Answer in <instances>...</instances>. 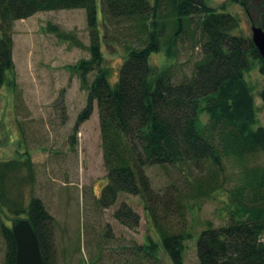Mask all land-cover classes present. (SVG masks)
<instances>
[{
  "label": "trees",
  "instance_id": "obj_1",
  "mask_svg": "<svg viewBox=\"0 0 264 264\" xmlns=\"http://www.w3.org/2000/svg\"><path fill=\"white\" fill-rule=\"evenodd\" d=\"M230 1L264 29V0L260 5ZM67 8H84L86 13L89 55L78 59L71 70L87 89V102L76 124L89 116L94 102L97 106L107 179L100 203L111 205L119 193L139 195L158 239L148 237L137 250L153 264H162L159 248L171 264H184L185 241L192 234L183 225H172L170 214L175 210L183 219L190 200L223 188L229 180L223 174L224 160H235L241 169L229 190V219L221 226L208 222L200 230L197 261L264 264V165L246 164L248 157L264 152V126L256 104L257 97L264 104V87L258 88L250 79L253 68L264 75V60L251 37L235 31L238 17L205 0H0V88L5 82L14 83V21ZM118 23L133 40L126 43L117 78L111 83L103 65L99 26ZM186 35L197 39L201 57L188 80L174 83L171 67L153 66L149 55L163 50L173 58ZM93 71L89 82L87 74ZM14 160L0 163V208L11 210L15 217L22 214L30 222L39 237L43 264H53L52 215L40 198L32 197L25 206L9 197V174L20 164L30 169L28 158ZM153 164L197 168L192 178L185 172L189 192L174 188L162 195L154 190L146 172ZM30 170L26 178L32 179ZM114 215L128 224L134 213L122 202ZM0 229L6 244L5 264H15L16 242L10 226L2 224Z\"/></svg>",
  "mask_w": 264,
  "mask_h": 264
},
{
  "label": "rangeland",
  "instance_id": "obj_2",
  "mask_svg": "<svg viewBox=\"0 0 264 264\" xmlns=\"http://www.w3.org/2000/svg\"><path fill=\"white\" fill-rule=\"evenodd\" d=\"M250 1L261 3V0ZM205 2L235 14L239 19L235 31L251 37L250 27L255 19H250L237 2ZM86 28L84 8L39 11L13 23L14 83L11 86L5 82L0 88V163L28 158L31 170L20 164L9 174V197L17 202L21 200L25 206L32 197L40 198L52 215L53 264H153L137 250L148 237L158 239L141 197L119 193L111 205L100 203L101 188L107 179L95 102L89 116L76 124L87 102V89L71 67L89 55ZM125 29L123 23L99 26L103 65L111 83L117 78L126 43L133 40ZM196 40L186 35L177 44L173 58H167L159 50L149 55V62L157 68L170 66L172 81L184 82L201 57ZM250 72L256 86L264 87V75L256 68ZM87 75L90 82L94 71ZM256 104L259 122L264 126V104L259 97ZM246 164L264 165V152L248 157ZM223 166L224 176L229 177L223 188L209 197L190 200L183 219H179L175 210L170 214L172 225H183L192 234L185 241L184 264H199L196 239L200 230L208 222L221 226L229 219L226 208L229 190L237 182L241 166L229 159L224 160ZM180 168L153 164L146 167V172L153 189L160 194L174 188L186 194L189 183L185 172L192 178L191 174L195 175L198 169ZM29 170L32 179L26 178ZM19 176H23L22 181ZM122 202L134 213L128 224L121 223L114 215ZM18 217L11 210L0 208V228L2 224L10 226L11 220ZM5 247L0 229V264H5ZM158 255L162 264H171L161 248Z\"/></svg>",
  "mask_w": 264,
  "mask_h": 264
},
{
  "label": "water",
  "instance_id": "obj_3",
  "mask_svg": "<svg viewBox=\"0 0 264 264\" xmlns=\"http://www.w3.org/2000/svg\"><path fill=\"white\" fill-rule=\"evenodd\" d=\"M251 39L264 60V29L253 24ZM10 229L16 242L15 264H43L39 241L30 222L26 218H13Z\"/></svg>",
  "mask_w": 264,
  "mask_h": 264
}]
</instances>
